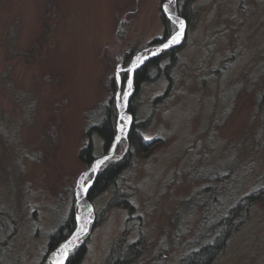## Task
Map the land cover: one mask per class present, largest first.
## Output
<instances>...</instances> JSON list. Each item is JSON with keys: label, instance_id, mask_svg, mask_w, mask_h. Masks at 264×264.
I'll return each instance as SVG.
<instances>
[{"label": "rangeland", "instance_id": "374dc122", "mask_svg": "<svg viewBox=\"0 0 264 264\" xmlns=\"http://www.w3.org/2000/svg\"><path fill=\"white\" fill-rule=\"evenodd\" d=\"M187 1L183 17L184 0H0V264H52L74 231L53 251L50 235L77 224L81 178L109 161L124 166L89 199V229L64 264L81 246L74 264H180L264 190V0ZM168 2L183 37L158 49L179 29ZM166 50L173 62L164 54L137 88V70ZM127 91L128 131L88 172L111 147L95 127L108 106L119 117ZM236 223L210 264H264V199Z\"/></svg>", "mask_w": 264, "mask_h": 264}, {"label": "trees", "instance_id": "16d2710c", "mask_svg": "<svg viewBox=\"0 0 264 264\" xmlns=\"http://www.w3.org/2000/svg\"><path fill=\"white\" fill-rule=\"evenodd\" d=\"M188 1L184 0V3L178 7L179 15L183 17H187L188 15ZM169 52L164 51L159 55L152 56L147 60L145 65L137 70L135 73V86L138 88L139 82L142 80H146L150 77V74L153 71L160 70V66L162 65V61L168 55L166 59L169 58V63L173 62L174 57L172 56L171 50ZM164 57V58H163ZM168 70V67H167ZM128 111L132 114L135 111V102L134 97L130 100ZM117 120L118 114L111 106L105 109L103 117L101 121L96 125L95 129L104 140L105 147H107L113 142L116 134H117ZM136 128H132L130 130L129 136L132 141V144H142V140L140 139L138 133L135 130ZM80 156L83 160H86L88 164L92 163L96 156L93 154L92 145L89 143L85 148L82 149ZM124 166L123 160H119L116 162L109 161L100 171L97 173L95 180L91 186V189L88 193V199L92 200L94 197V193L96 191L105 188L107 185L113 183L118 176L120 170ZM263 189L253 191L244 197H242L230 210L228 213L223 216L218 222V226H221L222 231H218L216 234L217 236L214 238L212 243H208L204 246H201L199 249H196L186 255L180 264H193V263H202V264H210L213 261V258L216 254L219 253L224 241L231 233V227L234 226L236 223V217L240 215V213H246L251 206L259 200L264 199ZM70 217L69 219L60 223V225L51 233L49 239V250H55V247L59 245L60 242L65 240L74 230L76 227L75 218L73 220ZM83 247L81 246L75 254L70 256L68 259L67 264H74L76 260L79 258V255L82 253ZM131 255L133 252H130ZM125 259L114 261L112 264H125L123 263Z\"/></svg>", "mask_w": 264, "mask_h": 264}, {"label": "bare ground", "instance_id": "6f19581e", "mask_svg": "<svg viewBox=\"0 0 264 264\" xmlns=\"http://www.w3.org/2000/svg\"><path fill=\"white\" fill-rule=\"evenodd\" d=\"M170 2L166 3V12L169 15V17L173 20H176V22L181 21L177 16H175V12H171L169 8ZM185 27V26H184ZM180 32V25L178 31L172 36H176ZM184 32V28H183ZM183 37V34L181 36V39ZM180 39V41H181ZM172 39L169 41L165 42L169 43ZM179 41V42H180ZM164 44L159 46L158 49H164ZM177 44V43H173ZM171 44V46L173 45ZM160 51V50H157ZM156 51V52H157ZM144 61V57L141 55H138L135 57L133 63H132V69H134L137 65L142 63ZM129 94V91H127L126 94L123 95L122 98L119 99L118 101V107H119V117H118V126H117V134H116V139L114 143L111 146V149L109 152L114 150V147L117 146L120 141L125 137L129 124L131 122L130 114L128 113V108H126V103H127V96ZM123 126V131L121 130V127ZM108 153V152H107ZM109 159V158H108ZM107 158L100 157L96 159L92 164L88 172H97L101 166L108 160ZM87 191H88V185L85 183V177L83 176L81 178V184L80 187L77 191V199H78V211H77V224L74 232L64 241L62 242L57 249L54 251L53 254V259H52V264H64L66 261V258L68 256V253L72 246L88 231L89 225L92 221V206H90L88 197H87Z\"/></svg>", "mask_w": 264, "mask_h": 264}, {"label": "water", "instance_id": "95a60500", "mask_svg": "<svg viewBox=\"0 0 264 264\" xmlns=\"http://www.w3.org/2000/svg\"><path fill=\"white\" fill-rule=\"evenodd\" d=\"M174 15L177 16L181 21H183L184 26H185V20H184L183 18L179 17V15H178L177 12H175ZM136 69H137V67H135L134 69H132V72H131L132 74H131V77H130L131 79H132L133 74H134V71H135ZM130 83H131V80H130ZM129 98H130V93H129L128 96H127L126 108H128V101H129ZM115 139H116V136H115V138H114L112 144L114 143ZM112 144H111V146H112ZM117 146H118V145H117ZM117 146L114 147V150H113V151L109 152L110 149H111V147H110V149L108 150V153H106L105 155H103V158H107V159H108V158H110L111 156H113V154L115 153V150H116ZM95 173H96V172H95ZM92 184H93V181H92L90 184H88L87 197H88V192H89V190H90ZM88 201H89V199H88ZM89 204H90V202H89ZM90 206H91V204H90Z\"/></svg>", "mask_w": 264, "mask_h": 264}, {"label": "snow or ice", "instance_id": "6c2138e0", "mask_svg": "<svg viewBox=\"0 0 264 264\" xmlns=\"http://www.w3.org/2000/svg\"><path fill=\"white\" fill-rule=\"evenodd\" d=\"M179 25H180V32L176 35V36H174L173 38H172V40L169 42V43H166V44H164V48H168V47H170L171 46V44H173V43H179V41H180V39H181V36H182V34H183V28H184V23H183V21H180L179 22ZM129 86H131V84L129 83ZM121 130L123 131V126L121 127Z\"/></svg>", "mask_w": 264, "mask_h": 264}]
</instances>
